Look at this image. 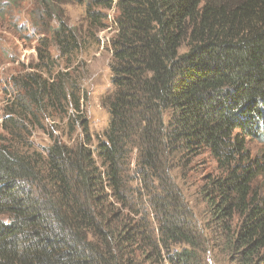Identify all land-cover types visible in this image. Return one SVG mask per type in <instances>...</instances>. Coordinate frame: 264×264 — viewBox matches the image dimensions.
Wrapping results in <instances>:
<instances>
[{
  "label": "trees",
  "instance_id": "16d2710c",
  "mask_svg": "<svg viewBox=\"0 0 264 264\" xmlns=\"http://www.w3.org/2000/svg\"><path fill=\"white\" fill-rule=\"evenodd\" d=\"M0 29L38 36L37 62L0 108V264H207L171 178L203 155L221 243L237 264H264V154L248 146L264 143V0H0ZM108 29L113 91L93 147L89 97L59 63ZM43 112L66 118L69 136L79 123L85 141L52 135L36 150Z\"/></svg>",
  "mask_w": 264,
  "mask_h": 264
},
{
  "label": "rangeland",
  "instance_id": "374dc122",
  "mask_svg": "<svg viewBox=\"0 0 264 264\" xmlns=\"http://www.w3.org/2000/svg\"><path fill=\"white\" fill-rule=\"evenodd\" d=\"M29 4L33 0H26ZM68 17L76 26H81L83 17V7L79 4L65 7ZM108 24H113L116 12H108ZM23 20L20 22L22 23ZM14 30V29H13ZM113 36L111 29L103 31L99 38L100 44L90 52L75 56L69 61L63 60L59 63V71L68 72L71 79L79 82L81 88L87 93L89 100L84 106V118L88 124V133L91 136L92 146L95 147L107 129L109 122L108 111L103 107L104 98L112 93L110 64L112 53L109 47L110 39ZM38 46V36L30 29L13 31V34L0 29V108L5 106L8 94L13 93L8 81L21 73L30 72V66L37 62L36 47ZM58 70V69H57ZM56 70V73L59 71ZM55 73V74H56ZM51 111V110H50ZM39 125L29 130L30 142L36 150L48 147L52 143L50 136L60 138L71 145L84 142L83 129L80 124L75 126L76 133L69 136L68 120L55 113L37 114ZM0 135L6 138L1 123ZM249 150L254 157L264 154V143L251 141ZM173 162V159H171ZM184 173L179 177L171 175L173 180L179 184V192L183 202L193 213V223L199 234L203 235L206 243L204 260L207 264H237L234 256L227 251L221 243V236L215 222L211 220L210 212L207 208L205 191L203 187L207 179L214 173L216 176V164L209 156L203 155L194 160L189 166L183 167ZM186 170V171H185ZM263 182L261 181L259 186ZM264 189V188H263Z\"/></svg>",
  "mask_w": 264,
  "mask_h": 264
}]
</instances>
